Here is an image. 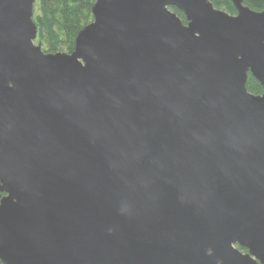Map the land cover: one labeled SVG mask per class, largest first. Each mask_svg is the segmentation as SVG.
Returning a JSON list of instances; mask_svg holds the SVG:
<instances>
[{
	"label": "water",
	"instance_id": "water-1",
	"mask_svg": "<svg viewBox=\"0 0 264 264\" xmlns=\"http://www.w3.org/2000/svg\"><path fill=\"white\" fill-rule=\"evenodd\" d=\"M230 1L95 0L46 53L0 0L2 264H264V10Z\"/></svg>",
	"mask_w": 264,
	"mask_h": 264
},
{
	"label": "trees",
	"instance_id": "trees-1",
	"mask_svg": "<svg viewBox=\"0 0 264 264\" xmlns=\"http://www.w3.org/2000/svg\"><path fill=\"white\" fill-rule=\"evenodd\" d=\"M211 1L216 8L231 15L237 14L230 0ZM94 4L95 0H36L33 18L38 27L37 42L42 44L43 50L46 53H72L77 34L93 21ZM244 4L255 11L264 10V0H244ZM171 10L187 24L183 12L176 8ZM247 89L254 95L263 93V87L251 74L248 76ZM238 248L247 252L244 248Z\"/></svg>",
	"mask_w": 264,
	"mask_h": 264
},
{
	"label": "rangeland",
	"instance_id": "rangeland-1",
	"mask_svg": "<svg viewBox=\"0 0 264 264\" xmlns=\"http://www.w3.org/2000/svg\"><path fill=\"white\" fill-rule=\"evenodd\" d=\"M35 43L38 45L39 43L37 42V39L35 40Z\"/></svg>",
	"mask_w": 264,
	"mask_h": 264
}]
</instances>
